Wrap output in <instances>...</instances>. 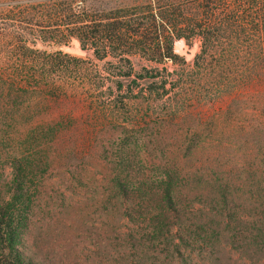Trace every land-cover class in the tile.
I'll return each instance as SVG.
<instances>
[{
    "label": "trees",
    "instance_id": "1",
    "mask_svg": "<svg viewBox=\"0 0 264 264\" xmlns=\"http://www.w3.org/2000/svg\"><path fill=\"white\" fill-rule=\"evenodd\" d=\"M6 20L0 264H264V0H0ZM71 38L90 57L35 48ZM68 100L118 140L77 206L42 197L49 146L84 131Z\"/></svg>",
    "mask_w": 264,
    "mask_h": 264
},
{
    "label": "rangeland",
    "instance_id": "2",
    "mask_svg": "<svg viewBox=\"0 0 264 264\" xmlns=\"http://www.w3.org/2000/svg\"><path fill=\"white\" fill-rule=\"evenodd\" d=\"M9 24V20H6V22L0 24V38H11L10 35H7V33L11 30L9 28ZM35 48L45 52L58 51L61 55L66 54L72 57H90V53L88 51H81L79 49L78 42L74 38H71L66 44H53L52 42H45L43 44L36 43ZM172 48L174 53L183 56L185 60L189 62L197 50V43L194 41L192 45L188 47L185 45L183 40H176L173 42ZM58 60L63 62L67 61L61 56H58ZM140 64H144V62L136 61L135 69H138ZM72 95L73 93H68L70 100ZM65 106L66 110H73L72 115L80 123H82L81 127L84 128V131L77 134L73 133L70 137L60 138L54 146H49L48 152L52 153V163L49 168L51 171L45 176L44 185L42 188V197L45 198L49 196L53 203L58 204V198L56 200L53 199L57 197L58 191L63 189L65 191L66 201L73 204L74 206H77L78 203L84 202L85 198H89V193L84 192L87 190L85 186L86 181L81 171L86 169L90 170L91 172H98L104 168L107 163L101 160V156L108 154L110 152V146L116 144L118 140L117 138L110 135L108 136L107 134L90 135L87 133L88 128L85 127L87 121L85 120L90 117L87 113L90 111V108H87V105L82 106V104H75L74 101L68 100L65 101ZM217 108H219V106H217ZM168 143H170V146L168 147L167 152L174 150L173 139H170ZM75 152L81 156L83 155L84 157H72L71 155ZM55 154H70V157L68 156L69 158L66 157L64 160L58 159V157L54 159L53 156ZM8 168L9 167L7 166H3L0 170V184L4 183L8 179ZM70 170H73L75 174L81 170L79 172L81 173V176L77 174V178L79 177L81 180L80 184L76 183L74 180L72 181L69 176H67L68 171L70 172ZM47 222L48 221H45V223ZM51 222L52 221H49L48 224L50 225ZM30 235L31 236L27 238V243H32V239L34 242L35 232L32 230ZM46 238L49 242L43 246H45L44 248H49L48 252L46 251L47 260L49 261L50 259L51 262L58 263L60 261V256L58 250L57 231L53 228L49 234H46ZM41 244H43V242ZM235 257L236 256H234V258Z\"/></svg>",
    "mask_w": 264,
    "mask_h": 264
}]
</instances>
